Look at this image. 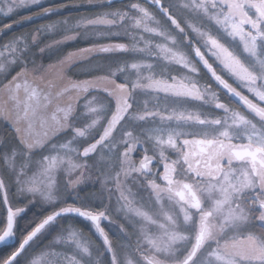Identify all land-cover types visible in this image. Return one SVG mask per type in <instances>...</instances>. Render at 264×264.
<instances>
[{"label":"snow or ice","instance_id":"obj_1","mask_svg":"<svg viewBox=\"0 0 264 264\" xmlns=\"http://www.w3.org/2000/svg\"><path fill=\"white\" fill-rule=\"evenodd\" d=\"M0 264H264V0H0Z\"/></svg>","mask_w":264,"mask_h":264},{"label":"trees","instance_id":"obj_2","mask_svg":"<svg viewBox=\"0 0 264 264\" xmlns=\"http://www.w3.org/2000/svg\"><path fill=\"white\" fill-rule=\"evenodd\" d=\"M55 2H57V3H79L80 0H55ZM83 11H84L83 9H80V10L69 9V12H71L72 15H78V14L82 13ZM27 14H28V12L26 10L22 9V10H20V12H19V14H18V16L16 18H19L20 16H24V15H27ZM51 19H56V18L53 17ZM39 22H41V21H38V23ZM32 27H34V25H30V24L22 25V26H20V28L17 29V31L29 30ZM78 46H84V45L82 43L81 44H75V43L70 44L67 48H65V53L67 51L75 49ZM81 78H83V77H81Z\"/></svg>","mask_w":264,"mask_h":264},{"label":"rangeland","instance_id":"obj_3","mask_svg":"<svg viewBox=\"0 0 264 264\" xmlns=\"http://www.w3.org/2000/svg\"><path fill=\"white\" fill-rule=\"evenodd\" d=\"M73 50H75V49H73ZM71 51V50H70ZM47 63V62H46ZM38 131H39V129H38Z\"/></svg>","mask_w":264,"mask_h":264}]
</instances>
